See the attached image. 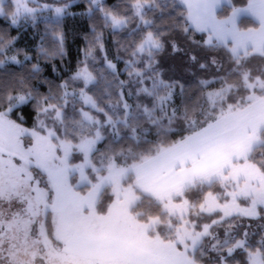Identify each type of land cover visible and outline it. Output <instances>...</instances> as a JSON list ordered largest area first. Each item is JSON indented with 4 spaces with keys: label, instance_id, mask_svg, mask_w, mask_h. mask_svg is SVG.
Returning <instances> with one entry per match:
<instances>
[{
    "label": "snow or ice",
    "instance_id": "6c2138e0",
    "mask_svg": "<svg viewBox=\"0 0 264 264\" xmlns=\"http://www.w3.org/2000/svg\"><path fill=\"white\" fill-rule=\"evenodd\" d=\"M72 4L0 0V264H264V0H82L49 79Z\"/></svg>",
    "mask_w": 264,
    "mask_h": 264
},
{
    "label": "trees",
    "instance_id": "16d2710c",
    "mask_svg": "<svg viewBox=\"0 0 264 264\" xmlns=\"http://www.w3.org/2000/svg\"><path fill=\"white\" fill-rule=\"evenodd\" d=\"M52 2V0H49ZM109 5L115 4L118 0H105ZM237 3H240L241 0H236ZM83 10L82 0H73L71 11L76 13L75 15H69L63 18L62 29L66 35L65 40V50L66 56L64 57L63 62L60 58L57 57L54 61L48 63H42L44 68L43 75L49 79H56L57 75L67 77L75 70L77 62L79 59H82L80 49L83 48L86 44L84 39L85 34L90 32L88 27L89 21L86 16H82L80 13ZM8 27L7 23L0 19V28ZM45 31V22L43 19L38 20L36 26H33L31 23L22 24V26L13 28L11 30V35H19L20 39L16 42V47L21 49H27L30 52H35V45L39 41V34H43ZM108 47L111 52H114L112 47L113 37L106 31L105 33ZM23 58L22 56L20 57ZM162 62L166 69L172 68L173 71L176 70V62L169 59V57L164 54ZM55 64L58 69L57 72L52 71V64ZM19 70V66H13ZM120 68H123V64H119ZM44 90V89H42ZM29 110H26V113ZM28 124H31L30 115L28 116Z\"/></svg>",
    "mask_w": 264,
    "mask_h": 264
},
{
    "label": "rangeland",
    "instance_id": "374dc122",
    "mask_svg": "<svg viewBox=\"0 0 264 264\" xmlns=\"http://www.w3.org/2000/svg\"><path fill=\"white\" fill-rule=\"evenodd\" d=\"M47 15V14H46Z\"/></svg>",
    "mask_w": 264,
    "mask_h": 264
}]
</instances>
